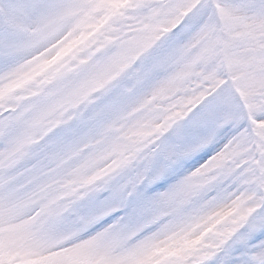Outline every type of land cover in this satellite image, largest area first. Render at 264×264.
I'll return each instance as SVG.
<instances>
[{
	"label": "snow or ice",
	"instance_id": "6c2138e0",
	"mask_svg": "<svg viewBox=\"0 0 264 264\" xmlns=\"http://www.w3.org/2000/svg\"><path fill=\"white\" fill-rule=\"evenodd\" d=\"M0 264H264V0H0Z\"/></svg>",
	"mask_w": 264,
	"mask_h": 264
}]
</instances>
